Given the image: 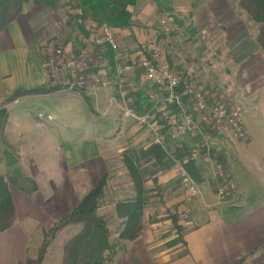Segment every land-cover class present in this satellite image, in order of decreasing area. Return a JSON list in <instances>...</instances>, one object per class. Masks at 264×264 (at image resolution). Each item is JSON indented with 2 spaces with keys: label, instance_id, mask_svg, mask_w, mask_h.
Instances as JSON below:
<instances>
[{
  "label": "crops",
  "instance_id": "0c3cea01",
  "mask_svg": "<svg viewBox=\"0 0 264 264\" xmlns=\"http://www.w3.org/2000/svg\"><path fill=\"white\" fill-rule=\"evenodd\" d=\"M195 1L169 0L177 10L191 7ZM66 9L69 10L63 6L53 11L26 2L21 14L0 32V150L10 151L24 162L25 155L28 156L25 152V117L32 121L40 130L43 153L30 159L35 161L36 169L39 167L43 171L31 177L45 175L42 179L50 186L43 191L44 183L36 178L38 190L32 194L10 187L18 219L11 228L0 231V264L25 262L30 257L31 234L36 230L35 226L47 229L69 214L79 201L75 197L77 192L91 184L90 181L96 179L97 184L107 172V160L116 152L120 141L127 138L130 130L133 133L139 130L134 124L135 119L126 115L125 102L111 96L110 87L86 91L94 131L89 139H67L60 129L72 125L63 123L57 110H51L45 116L40 111L38 115L42 118L32 114L34 108L41 110L47 106L50 109L47 99L57 102L65 97L60 93L67 90L21 95L14 102L8 100L20 90L51 86L43 67L42 45L62 35ZM131 10L132 24L112 30L122 45L134 49L138 41L143 43L150 36L149 28L157 26L162 16L152 0H138ZM85 25L90 35L83 39L81 49L90 56L92 52L96 54L93 44L97 27L90 20H86ZM76 34L72 33L73 40ZM70 50L71 45L67 48L68 52ZM121 104L124 107H120ZM245 120L250 132L248 141L220 133L212 135V144L208 147L225 156L226 171L236 187L233 197L225 202L218 200L214 178L217 161L207 154L196 155L197 167L204 178L201 183L195 181L197 195L190 197L186 191V197L180 195L166 204L170 207L180 202L178 211L187 214L184 220L177 222L181 233L169 213L149 220V214L145 212L143 234L127 246L116 264H264V140L258 139L264 137V131L259 130L258 136V132L250 127L256 120L249 116ZM38 142L40 144V140ZM59 169L65 176L60 183L55 178ZM179 177L177 169L172 167L158 174L155 182L163 187L174 183L178 186ZM245 257V261L238 263Z\"/></svg>",
  "mask_w": 264,
  "mask_h": 264
},
{
  "label": "rangeland",
  "instance_id": "374dc122",
  "mask_svg": "<svg viewBox=\"0 0 264 264\" xmlns=\"http://www.w3.org/2000/svg\"><path fill=\"white\" fill-rule=\"evenodd\" d=\"M238 2L239 0H196L191 7L184 10L173 8L170 2L160 7L159 16L167 19L172 26V31L166 43L167 57L172 68L176 70L181 77V81L186 83L187 86L198 87L204 85L207 94L212 96L213 100L227 102L230 105L236 103L242 106L245 123L246 117H252L256 120V122L253 121V125H250L252 130L254 132L264 131V51L256 42L257 24L239 7ZM63 6L66 7L64 3ZM69 13V10L66 9L67 18L65 17L62 23V35L59 38L45 41L43 45L41 44L43 50L52 54L58 46L63 45L66 48V52H68L67 48L71 45L72 50L68 52L69 55L73 54L76 57L82 55L83 64L89 65L91 61L92 68L104 69L107 67L108 69L109 60L103 57L104 51L101 48L95 47L94 44V46L92 45L96 48L94 50L96 54L92 52L94 54L93 58L91 57L92 53L90 56H86V52L83 53L82 49H77L75 41L70 38L71 34L67 23L70 17ZM141 48L142 43L139 41L134 49L127 45H122V53L125 59L128 60L133 54L140 52ZM61 89L69 90L68 93L67 91L60 93V95L65 96L64 98L57 100V102L47 99L51 104L50 109L47 106H44L41 110L34 108L32 114L42 118V116L38 115L40 111L45 116L51 110H57V114H60L63 118V123L72 125L69 128L62 127L60 129L67 139H89L91 134L94 135V131L91 126L92 120L88 103L80 92L68 88ZM110 89L111 96L123 103V96L120 90L114 87H110ZM131 91L144 92L145 100L149 101L146 95V85L139 76L136 79L131 78L129 81L124 96L125 98L127 96L128 99L126 98V101L128 104L133 102V96L129 97L128 95ZM70 94L71 96H69ZM121 106L124 107L123 104ZM46 122L49 123L50 121L46 120ZM134 122L136 128L139 127L137 133H133L130 130L127 138H123L118 144L116 152L111 159L107 160L108 185L99 212L101 214H109L108 221L112 231L111 238L114 241L118 239L119 232L123 228L121 220L115 215L116 202L119 199L134 195L131 191L132 185L127 175V169L121 161L120 154L122 151L119 152L118 150L124 147L139 149L147 146L152 141L151 133L146 128L140 127L136 121ZM25 123L27 125L24 137L25 152L28 156L25 155L24 162L18 160V164L16 167L13 166L12 169H18L23 176L31 177L36 172L43 171L39 167V170L36 169L35 161L30 159V157L38 158L42 155L43 151L41 149L43 145L42 140L39 139L40 130L38 126H35L26 117ZM35 135L38 137H35ZM213 137L206 131L193 133L190 136L196 146L200 145L202 147L211 146ZM258 139L264 140V137L261 136ZM38 140H40V144ZM6 172V156L0 150V174H5ZM57 173L59 175L56 174L55 178L60 183L65 179L64 171L62 172L59 169ZM44 176L40 174L34 176L35 179L37 178V180L44 183L42 186L43 191L48 190L50 187L45 180L43 181L42 178ZM95 176L97 177V173ZM90 183L77 192L75 197L80 199L82 193H85L88 189L91 190L97 185L96 179L93 182L90 181ZM177 184L178 186L174 183L163 187L158 185L153 178L148 179L144 213L147 212L149 214V220L156 219L158 215L165 212L169 213L173 220L175 219L177 222L185 219L184 215L178 211L180 202L172 204L170 207L166 206L169 201H173L174 198L180 195L186 197L187 193L182 180L179 179ZM35 229L31 234L30 257L36 256L43 240L44 231L50 230L51 227L48 226L45 229L35 226ZM80 229L79 225H69L58 232L46 252L44 260L46 264H62L65 243L75 236Z\"/></svg>",
  "mask_w": 264,
  "mask_h": 264
},
{
  "label": "trees",
  "instance_id": "16d2710c",
  "mask_svg": "<svg viewBox=\"0 0 264 264\" xmlns=\"http://www.w3.org/2000/svg\"><path fill=\"white\" fill-rule=\"evenodd\" d=\"M138 0H0V32L13 22L22 12L26 2L35 5L46 6L53 11L66 5L71 10L68 25L70 34L77 32L74 39L77 49L83 48V39L88 38L90 33L86 28L85 21L90 20L96 27L107 25L111 28H125L132 24L133 13L131 8ZM157 6L166 5L169 0H152ZM66 2V3H65ZM246 14L257 24L256 42L264 51V0H239ZM71 38V36H70ZM104 47H107L106 45ZM44 56L46 52L43 51ZM103 57L112 61V50L105 49ZM98 68L94 69L97 70ZM187 84L181 81L179 90L184 92ZM62 90L59 86H48L42 89L30 91H18L8 100L14 102L21 95H45ZM84 100L89 104L88 95L83 89H76ZM144 92L131 91V107L138 111L151 109V104L144 98ZM182 104L189 108L188 97L182 95ZM146 107V108H145ZM170 108L176 109L173 105ZM204 131L211 135L216 133L210 127ZM198 150H197V148ZM7 163V172L0 174V231H5L16 224L18 219L17 207L14 202L10 187L13 186L32 194L38 190L36 181L30 176H23L18 169H12L18 164L16 156L8 150H4ZM207 154L211 159L226 166L225 156L215 148L196 146L190 138L179 144H172L169 150L150 142L147 146L139 149L127 147L121 152V161L127 169V175L131 181L133 196L119 199L116 202L115 215L123 224L116 241L111 238V227L108 221L109 214L99 212L101 202L104 199L109 173H104L95 187L83 195L71 212L62 217L50 230L44 231L43 240L38 248L36 256L29 257L25 262L17 264H42L46 252L53 238L64 227L79 225L80 231L68 240L64 245L62 264H116L120 253L126 251L127 246L137 240L144 230V210L147 198L146 183L148 179L156 180L158 174L175 166L179 161L198 183L204 178L197 167L195 156ZM181 233L177 220H173ZM252 253L251 255H253ZM246 257L240 260L241 263Z\"/></svg>",
  "mask_w": 264,
  "mask_h": 264
},
{
  "label": "built area",
  "instance_id": "2783aa9c",
  "mask_svg": "<svg viewBox=\"0 0 264 264\" xmlns=\"http://www.w3.org/2000/svg\"><path fill=\"white\" fill-rule=\"evenodd\" d=\"M172 26L162 17L157 26L149 28L150 36L142 43L137 56L125 59L122 53V44L111 27L102 25L94 32V45L102 51L112 50V61L108 69L94 70L83 64L82 57L69 55L63 45L45 56L43 67L51 86L56 85L70 90L100 89L114 87L120 90L126 104L125 113L131 116L140 125L146 128L152 136L153 143L169 150L172 144H179L190 139L193 133L204 131L210 127L216 134L229 133L240 141H248L250 132L244 121L243 107L238 104L230 105L227 102L213 100L207 94L204 85L186 86L180 92L181 77L172 68L167 57L166 43ZM107 47H104V46ZM102 58V55H101ZM139 76L145 83L148 102L151 109L139 112L127 103L125 93L131 78ZM188 97L189 108L182 104L181 97ZM177 106L176 109L170 106ZM175 168L179 178L190 197L197 195L195 180L189 175L185 167L176 161ZM215 190L220 202L231 199L236 192L235 184L226 171V167L215 162L214 170ZM184 217L187 214L184 213Z\"/></svg>",
  "mask_w": 264,
  "mask_h": 264
}]
</instances>
